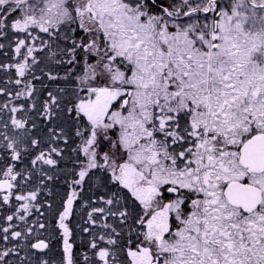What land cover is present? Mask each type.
I'll use <instances>...</instances> for the list:
<instances>
[{"label":"snow or ice","instance_id":"6c2138e0","mask_svg":"<svg viewBox=\"0 0 264 264\" xmlns=\"http://www.w3.org/2000/svg\"><path fill=\"white\" fill-rule=\"evenodd\" d=\"M0 264H264V0H0Z\"/></svg>","mask_w":264,"mask_h":264}]
</instances>
